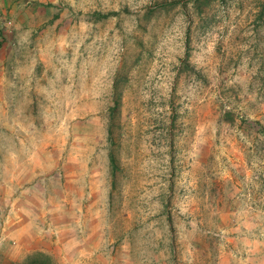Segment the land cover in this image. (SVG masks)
Masks as SVG:
<instances>
[{
  "label": "rangeland",
  "instance_id": "rangeland-1",
  "mask_svg": "<svg viewBox=\"0 0 264 264\" xmlns=\"http://www.w3.org/2000/svg\"><path fill=\"white\" fill-rule=\"evenodd\" d=\"M39 251L264 264V0H0V264Z\"/></svg>",
  "mask_w": 264,
  "mask_h": 264
},
{
  "label": "trees",
  "instance_id": "trees-1",
  "mask_svg": "<svg viewBox=\"0 0 264 264\" xmlns=\"http://www.w3.org/2000/svg\"><path fill=\"white\" fill-rule=\"evenodd\" d=\"M51 261L52 259L49 254L39 251L29 254L22 264H53Z\"/></svg>",
  "mask_w": 264,
  "mask_h": 264
}]
</instances>
